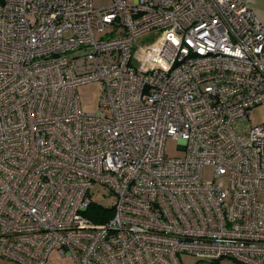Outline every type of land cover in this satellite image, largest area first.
I'll return each mask as SVG.
<instances>
[{
	"label": "built area",
	"instance_id": "2783aa9c",
	"mask_svg": "<svg viewBox=\"0 0 264 264\" xmlns=\"http://www.w3.org/2000/svg\"><path fill=\"white\" fill-rule=\"evenodd\" d=\"M96 1L0 5V263L264 264V24L247 0Z\"/></svg>",
	"mask_w": 264,
	"mask_h": 264
},
{
	"label": "rangeland",
	"instance_id": "374dc122",
	"mask_svg": "<svg viewBox=\"0 0 264 264\" xmlns=\"http://www.w3.org/2000/svg\"><path fill=\"white\" fill-rule=\"evenodd\" d=\"M111 4V0H99L95 2L96 8H102ZM107 31H110V28H107ZM151 36H144L138 40L140 44L147 43L152 41ZM104 85L102 82H91L87 84H82L77 87V96L80 100L81 109L84 112L95 113L98 111L100 100L103 94ZM252 124H259L264 122V109L258 107L251 111ZM165 153L169 156H175L178 154L176 151V141L167 140L165 144ZM203 178L205 182L211 181L212 177V168L206 166L204 168ZM90 198L94 204L98 206H103L105 208H112L116 202V198L111 195L110 191L107 188L102 187L98 183H94L90 190ZM261 199H264V195H260ZM50 260L53 264L60 263V259L53 254L50 257ZM181 264H237L235 261L229 258H222L217 262H201L199 258L189 255V254H180ZM0 264H11L6 261H1Z\"/></svg>",
	"mask_w": 264,
	"mask_h": 264
},
{
	"label": "trees",
	"instance_id": "16d2710c",
	"mask_svg": "<svg viewBox=\"0 0 264 264\" xmlns=\"http://www.w3.org/2000/svg\"><path fill=\"white\" fill-rule=\"evenodd\" d=\"M4 2L5 0H0V5ZM111 211L112 208H103L93 203L86 211V216H88L93 223L99 224L111 217Z\"/></svg>",
	"mask_w": 264,
	"mask_h": 264
},
{
	"label": "water",
	"instance_id": "95a60500",
	"mask_svg": "<svg viewBox=\"0 0 264 264\" xmlns=\"http://www.w3.org/2000/svg\"><path fill=\"white\" fill-rule=\"evenodd\" d=\"M248 7L253 10L264 24V0H247Z\"/></svg>",
	"mask_w": 264,
	"mask_h": 264
}]
</instances>
